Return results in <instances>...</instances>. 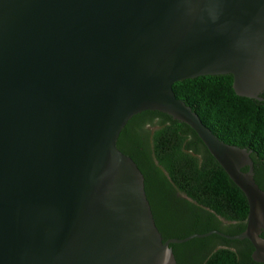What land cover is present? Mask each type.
I'll use <instances>...</instances> for the list:
<instances>
[{"label": "water", "instance_id": "95a60500", "mask_svg": "<svg viewBox=\"0 0 264 264\" xmlns=\"http://www.w3.org/2000/svg\"><path fill=\"white\" fill-rule=\"evenodd\" d=\"M217 74L263 99L264 0H0V264H179L171 244L212 234L249 239L264 261L251 152L173 87ZM145 110L196 131L247 196L245 231L164 240L145 175L118 147Z\"/></svg>", "mask_w": 264, "mask_h": 264}, {"label": "trees", "instance_id": "16d2710c", "mask_svg": "<svg viewBox=\"0 0 264 264\" xmlns=\"http://www.w3.org/2000/svg\"><path fill=\"white\" fill-rule=\"evenodd\" d=\"M233 83L232 74H217L188 78L173 87L219 138L251 152L256 181L264 190V93L262 100L241 96ZM118 147L145 175L164 240L214 229L234 235L238 227L245 228L247 196L186 122L159 110L142 111L122 130ZM230 221L239 222L238 227ZM171 246L179 264H264L253 259L248 239L212 234Z\"/></svg>", "mask_w": 264, "mask_h": 264}, {"label": "flooded vegetation", "instance_id": "af4514ba", "mask_svg": "<svg viewBox=\"0 0 264 264\" xmlns=\"http://www.w3.org/2000/svg\"><path fill=\"white\" fill-rule=\"evenodd\" d=\"M238 223L239 222H237V221H230V222H228V224H231L232 226H234V228H237L238 227ZM247 227H248V220H247V222H246V226H245V228H241V227H238V233H241V232H243V231H245L246 229H247ZM220 231H222V230H220ZM222 232H224V233H226L225 231H222ZM237 233V234H238ZM232 235V234H231ZM220 236H222V235H220ZM258 237H259V239L261 240V241H264V227H261L260 228V230H259V232H258V235H257ZM243 240H245V239H243ZM249 240V239H248ZM251 242V241H250ZM217 243L218 242H216V243H214L215 245H217ZM252 243V242H251ZM223 244H218V246L217 247H220V246H222ZM252 245L254 246V244L252 243ZM254 251H255V246H254V249L252 250V257H253V253H254ZM264 255V254H263ZM260 263H264V261H262V262H260Z\"/></svg>", "mask_w": 264, "mask_h": 264}, {"label": "rangeland", "instance_id": "374dc122", "mask_svg": "<svg viewBox=\"0 0 264 264\" xmlns=\"http://www.w3.org/2000/svg\"><path fill=\"white\" fill-rule=\"evenodd\" d=\"M193 243H194V242H193ZM192 245H194V244H192ZM194 247H195V246H194ZM192 253H193V252H191V254H192ZM196 253H197V252L193 253L192 255H193V256H194V255L196 256Z\"/></svg>", "mask_w": 264, "mask_h": 264}]
</instances>
